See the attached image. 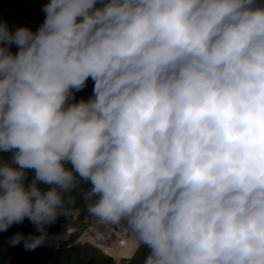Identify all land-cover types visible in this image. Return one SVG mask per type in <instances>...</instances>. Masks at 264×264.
<instances>
[{"label": "clouds", "instance_id": "1", "mask_svg": "<svg viewBox=\"0 0 264 264\" xmlns=\"http://www.w3.org/2000/svg\"><path fill=\"white\" fill-rule=\"evenodd\" d=\"M42 11L35 31L0 22V232L39 233L9 243L42 246L78 193L143 264H264V3Z\"/></svg>", "mask_w": 264, "mask_h": 264}, {"label": "built area", "instance_id": "2", "mask_svg": "<svg viewBox=\"0 0 264 264\" xmlns=\"http://www.w3.org/2000/svg\"><path fill=\"white\" fill-rule=\"evenodd\" d=\"M48 2H50V0H0V22L6 21L12 31H15L16 28L20 26H27L35 31L45 19L42 8ZM11 51L13 53L18 51L17 46L12 45ZM87 87H94V82L91 78L88 79L83 91ZM90 91L88 92L91 93L92 96L93 90ZM0 158L3 159L1 155ZM61 217L63 220L58 222L57 231L52 230L55 223L47 227L48 238L45 245L48 246L49 249L59 248L61 245L67 243L71 233L76 231L83 223H85L87 229L84 234L77 238L76 242L90 243L113 257L115 256L109 252L119 247L123 248L124 245H126L125 242L128 240L127 238H131L125 223L118 225L99 223L96 218L92 217L87 212L86 204L79 208H66L65 216L62 215ZM100 224L105 225V227L107 226L108 231L99 232L96 226ZM63 233L65 234V238L61 236ZM136 248L137 246L135 249ZM133 254L134 252L130 256L116 258L129 260Z\"/></svg>", "mask_w": 264, "mask_h": 264}, {"label": "trees", "instance_id": "3", "mask_svg": "<svg viewBox=\"0 0 264 264\" xmlns=\"http://www.w3.org/2000/svg\"><path fill=\"white\" fill-rule=\"evenodd\" d=\"M80 97L81 91L76 92L75 100L79 101ZM0 155L3 159L10 157V154L2 152H0ZM88 187L87 184H81V188L85 190ZM73 195L75 202L67 205L66 208H79L86 204L80 194L73 193ZM8 231L0 232V264H114V261L110 257L103 255L89 244H74L58 257L49 259L37 249L26 250L23 241L19 245L12 246L7 237ZM146 254L147 250L142 246L139 247L127 264H143Z\"/></svg>", "mask_w": 264, "mask_h": 264}, {"label": "rangeland", "instance_id": "4", "mask_svg": "<svg viewBox=\"0 0 264 264\" xmlns=\"http://www.w3.org/2000/svg\"><path fill=\"white\" fill-rule=\"evenodd\" d=\"M92 91L93 90V87H87L84 91L83 89L81 90V97L80 99H85L87 100L90 96H91V93H89L88 91ZM90 91V92H91ZM79 99V100H80ZM62 217L59 216L55 225L53 226V229L54 231H57L58 230V222L62 221ZM127 226V225H126ZM97 230L99 232H102V231H105L107 232L108 231V227L103 224H100L98 226H96ZM87 229V226L85 225V223H83L82 226H80L79 228H77L76 231L72 232L71 233V236H69V240L67 241V243L61 245L59 248H48V246L45 245V243L36 248L41 254L45 255L47 258H54V257H58L60 254L64 253L69 247H71L72 245L74 244H89L91 245L90 243H87V242H84V243H79V242H76L77 238L79 236H81L82 234H84V232L86 231ZM47 230V228H46ZM23 233L25 236L29 235V234H33V235H39V233L36 231V228L35 226L26 218L23 223L21 224H15L7 233V237L8 239L10 237H12L13 235H15L16 233ZM92 247H95L97 250H99L103 255L105 256H108L110 257L113 261H114V264H127V262L129 260L127 259H120V258H116V257H113L111 255H109L108 253H106L105 251H103L102 249L94 246V245H91ZM138 248L135 249L134 253L136 252Z\"/></svg>", "mask_w": 264, "mask_h": 264}, {"label": "bare ground", "instance_id": "5", "mask_svg": "<svg viewBox=\"0 0 264 264\" xmlns=\"http://www.w3.org/2000/svg\"><path fill=\"white\" fill-rule=\"evenodd\" d=\"M61 235V234H60ZM59 235V236H60ZM62 238H65V234L63 233ZM128 240L125 242L126 245H124L123 248H117L116 250L110 251L109 253L114 255L115 257H124V256H130L136 247L135 242L133 241L132 238H127Z\"/></svg>", "mask_w": 264, "mask_h": 264}, {"label": "water", "instance_id": "6", "mask_svg": "<svg viewBox=\"0 0 264 264\" xmlns=\"http://www.w3.org/2000/svg\"><path fill=\"white\" fill-rule=\"evenodd\" d=\"M259 3H264V0H258Z\"/></svg>", "mask_w": 264, "mask_h": 264}]
</instances>
